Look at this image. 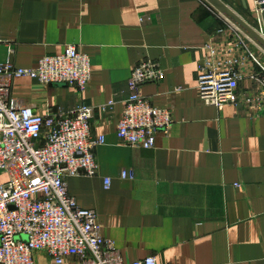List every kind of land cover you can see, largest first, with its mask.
<instances>
[{
  "label": "crops",
  "instance_id": "crops-1",
  "mask_svg": "<svg viewBox=\"0 0 264 264\" xmlns=\"http://www.w3.org/2000/svg\"><path fill=\"white\" fill-rule=\"evenodd\" d=\"M221 1L263 35L256 0ZM230 32L204 0H0V63L34 68L67 45L89 58L82 95L20 78L12 96L39 115L70 113L81 103L93 109L92 136L105 141L95 150L98 172L67 179V190L96 214L102 237L126 263L153 256L157 264H264V110L216 109L196 90L206 47L222 44ZM243 40L264 68V52ZM146 59L158 62L165 78L143 85L141 95L172 115L169 134L158 133L149 151L116 137L127 81ZM239 70L238 92L251 94L257 85L250 77L260 68L246 61ZM122 171L134 179L122 180ZM37 261L50 264L40 255Z\"/></svg>",
  "mask_w": 264,
  "mask_h": 264
},
{
  "label": "built area",
  "instance_id": "built-area-1",
  "mask_svg": "<svg viewBox=\"0 0 264 264\" xmlns=\"http://www.w3.org/2000/svg\"><path fill=\"white\" fill-rule=\"evenodd\" d=\"M255 4L259 9L264 0ZM229 25L228 40L206 47L198 67V96L216 109L242 105L260 114L264 68L249 52L243 40L247 38ZM241 52L244 56L238 57ZM246 61L258 66L260 73L250 77L256 89L240 95L239 67ZM20 78L43 86L75 87L82 95L91 78L90 61L78 46L67 45L61 55L43 57L34 68L0 63V264H38L39 255L50 264H66L71 258L77 264H157L153 256L124 262L113 241L102 237L96 214L80 208L68 194L67 179L92 178L98 172L95 150L105 141L92 136L93 109L81 103L70 113L36 114L32 105L12 96L13 82ZM164 78L160 64L151 59L132 70L127 81L130 94L116 130L121 145L149 151L155 148L158 133L169 134L171 112L141 95L143 85ZM120 178L132 181L134 174L122 171ZM103 184L108 190L110 180L104 179Z\"/></svg>",
  "mask_w": 264,
  "mask_h": 264
},
{
  "label": "water",
  "instance_id": "water-1",
  "mask_svg": "<svg viewBox=\"0 0 264 264\" xmlns=\"http://www.w3.org/2000/svg\"><path fill=\"white\" fill-rule=\"evenodd\" d=\"M213 10H215L222 18L229 24L241 32L247 39L264 52V33L259 34L251 26H249L243 19H241L234 11H232L221 0H204ZM261 4L263 0H256ZM245 3V0H243ZM260 15L264 28V6L260 5Z\"/></svg>",
  "mask_w": 264,
  "mask_h": 264
},
{
  "label": "rangeland",
  "instance_id": "rangeland-1",
  "mask_svg": "<svg viewBox=\"0 0 264 264\" xmlns=\"http://www.w3.org/2000/svg\"><path fill=\"white\" fill-rule=\"evenodd\" d=\"M3 177H0V182L2 181Z\"/></svg>",
  "mask_w": 264,
  "mask_h": 264
}]
</instances>
